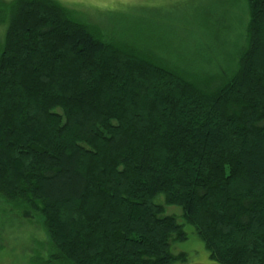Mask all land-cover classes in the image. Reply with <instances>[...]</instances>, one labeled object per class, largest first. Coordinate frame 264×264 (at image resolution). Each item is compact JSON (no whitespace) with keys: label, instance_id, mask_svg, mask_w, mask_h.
Here are the masks:
<instances>
[{"label":"trees","instance_id":"1","mask_svg":"<svg viewBox=\"0 0 264 264\" xmlns=\"http://www.w3.org/2000/svg\"><path fill=\"white\" fill-rule=\"evenodd\" d=\"M172 5L142 36L0 0V200L41 220L30 264L185 263L158 196L214 263L264 264V0Z\"/></svg>","mask_w":264,"mask_h":264},{"label":"rangeland","instance_id":"2","mask_svg":"<svg viewBox=\"0 0 264 264\" xmlns=\"http://www.w3.org/2000/svg\"><path fill=\"white\" fill-rule=\"evenodd\" d=\"M10 2L12 0H3ZM64 7L73 10L78 14V18L90 24L107 28L109 25V15L113 19L123 21L120 28L123 31L124 24L132 25V22L139 21L137 16L149 10L155 11L156 8L162 11H175L174 6L177 2L184 0H55ZM199 1V0H195ZM202 1V0H200ZM233 14L241 19V26L237 34L241 36L243 24L247 20V14L243 9H235ZM147 19V17H146ZM148 20V19H147ZM145 20L147 23L148 21ZM113 25V24H112ZM116 25V24H115ZM138 29L142 36L156 35V23L146 24L143 19L138 22ZM236 33L229 35L230 43L233 47L221 56V64L228 65V58L234 56L242 46V40L235 38ZM146 37H142L145 41ZM215 64H219L216 62ZM154 203L163 206L164 216H173L177 223L183 225L187 234V240L179 243H172L170 253L172 255L185 254V263L175 264H216L208 257L201 240L195 235L191 226L186 225L181 218V210L176 206H166L163 196H158ZM47 238L41 228V220L33 214L22 213L6 205L0 200V264H30L34 257L45 259L47 257Z\"/></svg>","mask_w":264,"mask_h":264}]
</instances>
